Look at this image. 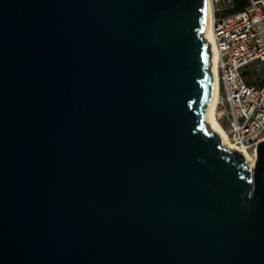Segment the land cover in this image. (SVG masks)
Listing matches in <instances>:
<instances>
[{"label": "water", "instance_id": "1", "mask_svg": "<svg viewBox=\"0 0 264 264\" xmlns=\"http://www.w3.org/2000/svg\"><path fill=\"white\" fill-rule=\"evenodd\" d=\"M207 0H0V264H264L252 168L206 116Z\"/></svg>", "mask_w": 264, "mask_h": 264}, {"label": "built area", "instance_id": "2", "mask_svg": "<svg viewBox=\"0 0 264 264\" xmlns=\"http://www.w3.org/2000/svg\"><path fill=\"white\" fill-rule=\"evenodd\" d=\"M209 1L216 108L224 106L223 130L233 150L255 160L256 148L264 141V0H245L238 11L233 0Z\"/></svg>", "mask_w": 264, "mask_h": 264}, {"label": "bare ground", "instance_id": "3", "mask_svg": "<svg viewBox=\"0 0 264 264\" xmlns=\"http://www.w3.org/2000/svg\"><path fill=\"white\" fill-rule=\"evenodd\" d=\"M207 14H206V28H205V32H204V38L207 40V42L210 45V51H211V46H212V36H211V5H210V1L207 0ZM212 54V58H211V69L212 72L214 74V86H213V93H212V97H211V102L208 108V112H207V116H206V125L207 128L209 130V132H213L215 131L216 133L219 134V136L222 139V146L224 149L227 150H233V146L231 145V143L228 141L224 130L221 128L220 124L218 123V120L215 117V112H216V104H217V81H216V70H215V55L213 53V51H211ZM245 158L247 159V163L250 165V167L252 168L253 163H254V159L252 156H250L249 153L247 152H241Z\"/></svg>", "mask_w": 264, "mask_h": 264}, {"label": "rangeland", "instance_id": "4", "mask_svg": "<svg viewBox=\"0 0 264 264\" xmlns=\"http://www.w3.org/2000/svg\"><path fill=\"white\" fill-rule=\"evenodd\" d=\"M258 64V62L252 64L251 68L255 69ZM215 117L218 120V123L220 124L221 128L224 129L226 126L224 106L220 105L219 107H217Z\"/></svg>", "mask_w": 264, "mask_h": 264}, {"label": "trees", "instance_id": "5", "mask_svg": "<svg viewBox=\"0 0 264 264\" xmlns=\"http://www.w3.org/2000/svg\"><path fill=\"white\" fill-rule=\"evenodd\" d=\"M233 4H234V11H238L241 10L245 7L246 2L245 0H233Z\"/></svg>", "mask_w": 264, "mask_h": 264}]
</instances>
